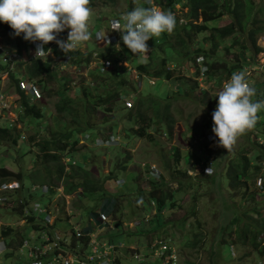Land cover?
<instances>
[{
	"label": "trees",
	"instance_id": "1",
	"mask_svg": "<svg viewBox=\"0 0 264 264\" xmlns=\"http://www.w3.org/2000/svg\"><path fill=\"white\" fill-rule=\"evenodd\" d=\"M103 0H101L102 2ZM128 7L124 11H117L115 6L119 8L120 0H105L104 4L108 6V9L115 12L112 17H119L123 13L131 11L137 6L150 7L147 0H126ZM99 0H90V7L97 5ZM142 3V5H140ZM154 3L160 5L164 11H171L172 13L176 9L178 4L182 7L187 8L186 16L189 18L188 22L180 23V17L176 14L177 24L171 35L164 33L160 37H155L148 41L150 51L148 54L140 59H135L138 62L136 69L140 76L139 81L142 77L147 78L150 82L151 79H155L154 85L157 84L158 80H171L174 79L181 83L178 87V94H185L193 96L196 93L197 85H190L186 82L187 77L185 75L176 74L175 70L177 60H181L186 56L188 58L187 63L190 66L196 67L195 76L200 73L201 68L195 63L196 58L199 55H203V63L208 66L205 72L210 79L218 78L221 80H228L231 78L234 71L238 68L243 67V63L246 62L253 65V62H248V58H253L254 54H258L263 51V47L258 45L259 37L264 33V5L258 6L255 0H154ZM121 6V5H120ZM105 13H102L99 18V23L96 24L94 30H97L102 25ZM224 16L230 18V22L222 26L211 27L210 22H216ZM217 24V23H216ZM0 26L6 30L11 28L0 22ZM106 30H109L107 28ZM63 33L68 34L65 30ZM95 32H92V34ZM199 36V37H198ZM18 40L21 42H16L19 50H22L23 45L29 44L30 41L23 39V36H19ZM230 47L237 49L239 56V61L228 62L221 57H218L217 53L222 47V44L229 49L226 42ZM99 47L100 49L99 58L106 59L110 58L113 62L114 68L111 70L101 68L96 66L95 69L88 70L87 79L80 84V91L72 89L70 84V76L68 71L62 70L61 65L54 61L53 58L46 62L43 60H30L15 61L13 65H4L0 63V73L8 72L11 78V85L15 86L16 92L19 95L18 101H20L23 106L22 111L18 110L19 116L15 121L7 120L3 123L0 122V146L6 147L7 152L13 153L18 150V145L23 140L22 137L24 132L27 133L26 140L29 144L33 143L38 147L37 152H21L22 157L26 160L24 171L20 170L14 172L13 170L7 168L3 165L9 158L5 155H0V184L3 182L11 180H19L22 184V188L15 190L11 194L16 196V204L14 207H8L7 210L12 212L16 218H20L24 215V211L21 209L23 207H29L30 199L25 194L29 191L34 184H47L50 186V194L53 195L57 192V188L61 185L64 187V192L66 194H73L79 188L82 191L79 192L81 197L87 192H102L101 194V205L102 210L107 214L112 216H117V208H122V200L119 195H115L107 191L105 184L106 180L114 179L118 177L114 173L102 180L92 179L88 175L86 169L87 165L83 163L70 164L71 167L68 171V175L65 176L66 165L62 161L63 156L79 155L80 147H78L79 138L75 134H85L87 131H93V137L97 139L108 140L110 135L105 133L101 134L98 125L102 123L97 122L100 116L103 115L104 111H113L116 106L115 99H122V96H129L134 94V103L132 107H125L127 113L125 116L131 122V128L133 130V135L139 136L141 138L147 137L149 140L153 139L152 129L164 128V133L171 138L174 135L176 118L173 115L172 107L173 103L169 97V92L166 90L158 93L150 90H140L137 91L136 86H141L137 81L128 79V69L126 67L119 65L118 63L122 58L129 56V52L122 50L118 56L116 52L118 51L115 45L109 44L104 45L102 42ZM52 42L46 45V49L50 48ZM170 49L171 54H167L168 49ZM53 54L56 57L65 55L59 46H55L53 49ZM73 59V66L76 69L81 68L85 70L88 68L89 62L92 60V51L78 49L69 53ZM251 55V56H248ZM241 56V57H240ZM172 63L173 67L169 66ZM178 66V64H177ZM18 69V70H16ZM21 77L30 79L39 84L43 91L47 90L45 93L47 95H52L57 97V101L54 104L55 107V123L50 124L43 122L42 117V107L38 102L31 104L28 100V95L25 91L21 90L18 83V74ZM17 77V78H16ZM60 77V79H59ZM92 77V78H90ZM92 79L94 80L93 82ZM56 82L57 87L51 89V83ZM152 84V82H150ZM185 85V88L183 87ZM252 88L255 90V95L251 98L254 102L264 100V81L252 84ZM205 99L209 96L207 89H199ZM200 97V96H199ZM218 103V97L215 100L210 99L207 104L210 107L208 114L209 116L204 122L203 132L213 125L212 114ZM108 104V109L105 106ZM260 113V112H259ZM258 113V114H259ZM36 118H40L37 119ZM105 118V117H104ZM43 119V120H42ZM135 120V124H133ZM23 123V126L19 124ZM57 126H54V125ZM264 124V120L256 123L253 129L260 128ZM58 127V129H57ZM106 129V127H105ZM107 130L111 131L113 135L115 131L114 125H110ZM262 134V133H261ZM249 135L247 132L245 137ZM264 137V135H263ZM245 139V138H244ZM24 141V140H23ZM254 145L244 144L242 149L237 150L235 153L232 150L230 153L232 157L226 160L225 158H219L212 161V152L210 149L207 151L208 157L203 161L206 165L211 163L213 167V174L205 175V180L210 178L212 183L218 186V191L220 192L223 184L228 188V190L234 194V197L238 199L239 205H242V197L254 202V206L239 210V213L233 214L232 218L229 219V223H232L236 229L231 228V232L237 234L233 242L237 244L238 242L242 245H252V247L258 251V255L264 260V214L260 210V203L255 199V195L259 192L257 186L255 187L256 179L259 177L264 189V172L261 171L264 168V140L262 141H252ZM227 150H223L222 153L225 157ZM31 153H35L31 156ZM16 154V153H15ZM64 154V155H63ZM11 155L14 154H10ZM173 157L174 161H180L181 152L177 146L173 147ZM14 159L13 157H11ZM28 158V159H27ZM73 158V157H72ZM74 159V158H73ZM15 160V159H14ZM12 160L13 163H16ZM126 160H130L127 157ZM121 160L120 165L121 170L125 171L127 169V161ZM225 161V164L220 167V163ZM201 161H198V163ZM170 170V181L177 183L178 187L175 189L169 185V181H166L164 177L160 176V180L153 181L149 189L138 188L139 194L137 193L136 202L138 206H143L146 210V204L150 205V209L155 207V214L149 215L150 219H145L143 223L139 225L141 228L138 233L146 228V221L152 226L148 232H152L154 239L157 238L160 230L168 226L169 221L164 217V211L170 210L177 206V191H186L193 187H200V183L196 181L198 177L201 183L204 182V174H197L196 176L189 174L188 169H180L173 167L171 164H166ZM30 171L28 172V178L31 182V186L28 187L25 182L26 167ZM193 167V165L189 166ZM119 179V178H118ZM222 184V185H221ZM221 185V186H220ZM164 186L166 188H164ZM218 193V191L215 189ZM239 194V195H238ZM233 197V196H232ZM154 202V203H153ZM49 205V204H48ZM0 209L3 208L0 206ZM142 210V211H144ZM195 212V210H193ZM93 217L101 220L99 213L94 208ZM257 214V216H255ZM1 219L4 217L0 216ZM11 218V217H10ZM9 218V219H10ZM28 221L31 223L32 230L28 232H33L35 230L39 231L40 225L35 223V215L27 216ZM7 220V219H4ZM101 222V221H98ZM184 226V221H181L180 228ZM28 229V228H27ZM91 231V227L84 228V235L80 238L87 243L89 237L85 234ZM166 231V230H165ZM145 232V231H144ZM157 232V233H156ZM137 233V232H136ZM147 233V231H146ZM27 233H20L15 231L10 224H3L0 228V237H2L6 242H8L9 247L17 248L25 239ZM174 237V234H171ZM171 236H167L165 239H156L158 243L156 245L171 243L170 245L175 247L172 243ZM76 240V236L73 237V244ZM203 240L202 232L196 233L194 238L189 240L185 245L199 250L201 247V242ZM151 243V241H149ZM222 243L224 246L230 247L231 241L223 238ZM223 247V246H222ZM120 248V247H119ZM157 248V246H156ZM151 251L152 256L157 257L160 264H164V258L171 252L172 247L167 249L166 253L161 255H154V249L148 245L146 248ZM220 250H218V254ZM12 253L8 255H12ZM146 260L143 258L142 262ZM25 262L24 258H21L19 262ZM116 264H122V258L116 255ZM141 262V263H142ZM159 264V263H158Z\"/></svg>",
	"mask_w": 264,
	"mask_h": 264
},
{
	"label": "rangeland",
	"instance_id": "2",
	"mask_svg": "<svg viewBox=\"0 0 264 264\" xmlns=\"http://www.w3.org/2000/svg\"><path fill=\"white\" fill-rule=\"evenodd\" d=\"M104 1L105 0L101 2V0H99L98 4L94 7L89 6L92 9V16L89 21V31L91 33V38L83 45V49L87 48L97 51L98 47H95L97 44V39L94 37V33L92 34V32H95L94 28L96 24H100V15L105 13L103 15L104 20L101 23L102 29L107 28V24L109 22L108 19L112 17V15H116L114 14L115 12H113V10L108 9V6L104 4ZM256 2L258 6L264 5V0H255V3ZM127 7V1L120 0L119 8L115 6V8L112 7V9H115L119 12L120 10H126ZM181 9H183L184 12L187 11V8H181L178 6L176 12L179 15H182ZM229 22L230 18L224 16L220 20L212 22L213 25L210 26H222ZM12 33V29L6 30L0 26V49L2 47V50L12 47L10 43H14L16 39ZM101 41L104 40L102 39ZM229 42L230 40H227L226 44ZM115 44L117 45V42ZM259 44L264 47V36L261 38V40L259 39ZM123 46L124 44L121 42L120 48H117L118 51L116 52L115 56H118L120 51L125 50ZM227 46L229 45L227 44ZM167 49V54H171L170 49ZM125 51H129V56L124 57V60L120 61L118 64L125 67V62H128V68L126 67V69L129 71L128 79L130 78L131 80L138 82V71L136 69L138 62L134 60L140 59L141 61L142 58L148 53L141 58L134 56L127 47ZM93 55L95 56L96 54L93 53ZM217 55L218 57H221V59L230 63L239 61L237 49L230 46L228 49L225 44H222V47L218 51ZM50 57L51 56H48V60ZM187 60L188 58L186 56H184V58L181 60H177L178 66L177 64L175 65L177 68L175 72L179 75H185L187 77L186 82L190 83L191 86L195 84L197 85L195 92V95L197 96H193L192 94H178V86L181 85V83L174 79L164 81L158 80L157 84L154 85L153 83L151 84L148 82L149 80L147 81V78L142 77V79L138 82V84L141 83V86H136L137 91H139L140 88V90L143 91L150 90L158 93L165 91L167 87L169 92L168 99H170L173 103L172 112L176 118L175 131L171 138L166 134H163L164 128H159L157 130L152 129L151 132L153 133L154 138L151 140H149L147 137L141 138L139 136L133 135V130L130 127L131 122L127 116H125L127 113L124 103L125 99H115L116 106L114 107L113 111L103 110V115L97 120V122L102 121V123L98 125L99 131L101 130L99 137H101V134L103 133L111 135V131L109 132L107 128L110 125H114V138L110 139V141H107V146H105L100 145L104 142L98 141L97 137L95 140H93V131L89 130L85 134H75L76 137L79 138V155L66 154L68 156H65L63 154L64 156L62 161L66 165L65 176L68 175L67 173L71 167L70 164H73L72 162L69 164L68 161H71L73 157L75 164L80 162L87 165L86 169L88 171V175L92 177V179L102 181L106 179L110 173H114L116 177L119 178L116 180H106L105 187L108 192L120 196L123 207L117 208V216H108V221L110 222L104 224V232L102 233L106 234L107 238L115 243V253L116 255L122 257V264H160L158 258L152 256L151 251L146 248L148 245H150V247L154 249V255H157V252L161 254V252L156 248V244L158 243L159 239H165L167 236H171V234H174V237L171 236L170 238L173 241L172 243L175 245V247H172L176 249L177 252V264H264V260L260 255H258V251L255 250L252 245H242L239 242L234 244L235 242L233 241L237 234L235 232H231L229 235L231 228L236 229V226L234 227L232 223H229V219L232 218V215L239 213V210H242L244 207L248 208L254 206V202L245 199L246 197L243 196L242 205L238 206V203L241 202H239L238 199L234 197V194L231 193L226 186H224L226 182L223 184V187L219 192L218 186L213 184L210 178L205 180V175H211L213 174L212 172L210 174H207L206 172H198L201 170L199 168V163H197L198 160L203 161L204 157H208L205 148L215 149L214 147H217V144H207L209 148L206 147V133H202L204 122L209 116H211L208 114L210 107L208 106L207 102L210 99H216L217 94L222 90L226 81H219L218 78L210 79L205 74H199L198 76H195L196 67L188 65ZM248 60V62L254 63L253 66H247L248 64H245V70L247 67L250 68V70L245 73V76L248 77L247 82L252 87V84L264 81V53H259L258 55L254 54L253 58L250 57ZM0 61H2L1 58ZM99 62L100 61L98 60H93L90 64V67L95 69ZM255 62H257L258 65H255ZM195 63L198 65L199 62L197 59L195 60ZM169 66L173 67L172 63H169ZM65 71L70 73V84L73 87L83 83L85 79L89 80L85 76L86 72L79 74L71 72L74 71L72 69ZM5 77L6 74L3 75L4 80L0 79V85L6 84L5 86H7V83H10L8 85V89H10V91L7 98V103L8 105L11 104V118L7 115L2 116V119L0 120L1 123L7 121V119H15L18 116V113L13 111L16 103L14 101L16 97L14 93L15 88L13 85H11V78L9 77L5 79ZM17 77L21 78L19 74ZM152 80L155 81L156 78ZM93 81L94 80L92 79L91 82ZM50 85L51 89L58 88L56 82H52ZM183 87L185 88L184 84ZM200 88L207 89L209 92V96L203 100L201 99L203 95L199 91ZM48 89L50 88L48 87L47 90ZM47 90L43 91V105L46 111H48L47 123L54 124V104L57 100V97L47 95L45 93ZM127 100L134 101V94H130ZM108 107L109 106L107 104L105 109H108ZM215 109L216 107L211 108L210 110ZM37 119L40 118H36V120ZM262 120H264V109L260 110L257 121L260 122ZM135 123V120H133V124ZM21 124L24 127V124ZM54 126L57 125L55 124ZM248 133L249 135L243 138L242 136L239 137L236 144L233 146L232 150H234L235 153L237 150L246 147L244 144L254 145L252 141L264 140V124H262L260 128L248 131ZM175 146H177L181 152L182 158H179L180 161H174L176 158L173 157V147ZM18 150L26 153L31 151L37 152L38 147L34 144L30 146L27 140H22L18 145ZM223 150L224 149H218L215 150V152H212L211 163H214L215 160H218L219 158H225L226 160H229L230 157H232V154H234V152L230 153L232 151L231 150L230 152H226V156L224 157V153H222ZM19 151L9 153L10 151L8 150L7 152L6 147L0 146V155H5L6 158H9V160L3 165L14 172H18L20 170L24 171L25 168L24 161L26 160L22 157ZM10 154H14L11 155V157H13L15 160L10 157ZM31 154V156H33L35 153ZM127 157H130V160H126ZM12 160H14L16 163H13ZM121 160L127 161V169L125 171L121 170ZM166 164H171L173 167L180 169L189 168V174H193L194 176H196L197 173L204 174V182L201 183L200 179L196 177V181L200 183L199 188L193 187L186 191L176 192L177 206L170 210L164 211V217L169 221V224L167 227L160 230L156 238L158 240H156L154 239L155 237L153 238L152 232H148L152 226L147 221L145 226L146 228H143L142 231L138 233L139 229L141 228L139 224L143 223L146 218L150 219L149 215L153 213L155 214V207L150 209V205L146 204V210H144L143 206H138L136 199L137 193L139 194L138 188L149 189L153 181L160 180V176L164 177L166 181H169V185L171 187L175 189L178 187L177 183L170 181V170ZM194 164H196V166ZM224 164L225 161L220 163L221 169ZM191 165H193V167H189ZM29 171L30 169H28L27 166L25 171V182L28 187L31 186V182L28 178ZM261 171L264 172V168H262ZM262 184L263 183L259 182L258 177L255 182V187L257 186L259 192L255 195V199L260 203V210L264 214V189L261 187ZM164 188L166 187L164 186ZM215 189L219 194H217ZM11 193L12 192L9 193V196ZM101 193L102 192L100 191L91 193L87 192L83 197H81L79 192L71 195L56 194L51 199L50 195L44 193L42 189H38L35 191L32 190L29 199L30 204L32 206L38 207L39 209H42L44 206H47L50 203L49 208H51L53 211L57 210V213L59 212L61 219L65 218L57 222V229L61 230L64 234L67 232L69 235H71V228L74 226L82 229L88 225L91 227L92 225H94V227L97 225V221L92 218L91 212L98 206V210L101 211ZM25 194H29V191H26ZM13 197L12 199H14ZM13 205V200H11L10 203L5 204L4 206L7 207ZM63 209L66 212H64ZM193 210H195V212H193ZM36 212L39 213V211ZM41 215L45 216V213H41ZM0 216L4 217V219H9L10 217L13 218L9 219V221L0 220V228L2 227V224L6 223L10 224L17 232L24 233L26 231V227L22 226L23 223H26L24 218L18 219L15 215H12V213L8 212V210L3 211L1 209ZM255 216H257V214H255ZM181 221H184V226L182 227L183 229L180 228ZM27 228V231L32 230L31 226H27ZM98 228L100 227L98 226ZM200 232H202L203 240L198 251L185 245V243H187L190 239L192 240L194 238L196 233ZM29 234H32V232ZM34 234H37V230L34 231ZM223 238L232 242V244H229V248L228 246H224L222 243ZM149 241H151V243ZM170 244L171 243H167V245ZM161 248V250H163L162 246ZM0 249H5V246L2 244ZM218 250H220L219 254ZM17 255H19V253L16 252V254L10 258V260L16 261ZM21 255L23 257L26 256L24 252L21 253ZM132 255H135L138 258L135 256L133 258ZM143 258H146V260L144 259L142 262ZM0 259L3 260L7 258L5 255H1ZM8 262L9 261L5 260L2 263L8 264ZM163 263L167 264L166 258H164Z\"/></svg>",
	"mask_w": 264,
	"mask_h": 264
},
{
	"label": "clouds",
	"instance_id": "3",
	"mask_svg": "<svg viewBox=\"0 0 264 264\" xmlns=\"http://www.w3.org/2000/svg\"><path fill=\"white\" fill-rule=\"evenodd\" d=\"M147 3L151 6L147 8L142 6H137L133 8L131 11L127 13H123L119 17H110L108 19L109 22L107 24V28H109V30H106L107 28L102 29L101 28L102 25L100 26L99 29L95 30L94 37L97 39V44L95 47H98V49L97 51H94L93 49H87V48L83 49V45L91 38V33L89 31V21L92 16V9L89 7L90 0H0V22L7 24L13 30L12 34L16 37L15 42L10 43L12 47L3 49L4 51L2 50L3 47L0 49V58L2 60L0 61V63L4 65L7 64L13 65L15 61L22 60L24 62H27L33 59L43 60L44 62H46V60L48 61V56H51L54 61L58 62L61 65L62 70L72 69L74 71L71 72H75L79 74L86 72L85 76L87 77L88 70L92 69L90 67V64L93 60L100 61L97 64V66H100L101 68H103L102 67L103 60H110V58H106V59L99 58V52H100L99 50L102 49L103 47H99L100 43L98 41L102 42L105 46L109 44H113L115 45L116 48H120V44L122 42V44H124L123 46L124 49H126L127 47L134 56H138L142 58L146 53L150 51L148 45L149 40L155 37H160L164 33H167L169 35L173 33L177 24V20L174 14L180 17L181 24L188 22L189 20V18H187L186 16L188 10L184 12L183 9H181L182 15H179L176 12L178 6L184 8L182 7L181 4H178L176 6V9L172 13L171 11H164L160 5L154 3V0H147ZM140 5H142V3ZM111 24L113 26H111ZM209 25H213V23L210 22ZM65 30L68 31V34L63 33ZM98 32H101L102 34H110L113 36V38L111 41L107 42L104 40V38H100L97 35ZM19 36H23L24 40L30 41L29 44L23 45L24 47L22 48V50H19V48L16 45V42L22 41V40L20 41L18 40ZM263 36L264 33L259 37V39L261 40ZM102 39L104 41H101ZM259 39H258V45H260ZM51 42L52 44L50 48L46 49L45 46ZM116 42L117 45L115 44ZM55 46H59V48L65 55H62L60 57L54 56V54L52 53L53 52L52 49ZM78 49L92 51V60L91 62H89L88 68H86L85 70H82L81 68L75 70L73 66V59L69 53ZM93 53H95L96 55L94 56ZM260 53H264V50L261 51ZM6 54L7 55L12 54V56L9 57L8 60H6L5 59ZM14 54L15 56H13ZM196 59L199 62L198 63L199 67L201 68L199 74H203V75L205 74L206 76H208L205 73L208 69V66L203 63L204 61L203 55H199ZM122 60H124V58H122ZM257 62H255V65H258ZM110 63H111L110 65V69H111L113 68L112 65L113 62L110 61ZM245 64L246 62L243 63L242 68H238L234 71L230 79L225 80L226 82L224 81L225 83L223 85L222 90L219 91V93L217 94L218 103L216 109L212 114L213 125L205 130L206 147H208L207 144L208 145L217 144V147H214L215 149H211L208 147L211 151L215 152V150L218 149H225L227 150V152H230L233 149V146L236 144L239 137L245 135L248 131H251L255 127L258 120V113L260 112L261 109H264V100L254 102L251 99L255 95V90L247 82L248 77L245 76V73H247L250 70V68L247 67V69L245 70ZM247 66H253V65L248 64ZM125 67L128 68V62H125ZM108 68L109 67H106L104 69H108ZM4 74H6L5 79L10 77L9 73L5 72L2 74L0 73V79L4 80L3 78ZM137 74L139 77L140 76L139 72H137ZM150 82L155 83L152 79L150 80ZM18 83L21 90L25 91V93L28 95V100L31 104L38 102L41 105L42 113H43L42 117L44 118V120L43 119L42 120L43 122H48L47 121L48 111H46L43 105L44 93L42 87L39 84H37V82H34L24 77L19 78ZM9 84L10 83L8 82L7 86H5L6 84L0 85V120L2 119V116L7 115L10 117L11 104L8 105L7 103V98L9 96V91H10V89H8ZM80 84H78L75 87L72 86L71 88L76 90V92H79ZM14 90H15L14 93L16 95L14 101L16 103L13 111L17 112L19 116L18 110L22 111L23 106L22 104H20L21 102L18 101L19 95L17 94L16 89ZM129 96L123 95L122 99L123 100L125 99L124 101L125 106L132 107L134 101L127 100ZM128 102H130V104ZM18 116L15 119H7V120L15 121L18 119ZM19 126H22V124H19ZM212 132H214L215 137H217L218 139L214 141L209 140V135ZM163 134L167 135V133H163ZM113 135H110V138L108 140L98 139V141L104 142L103 144L100 145L107 146L106 142L114 138ZM27 136H28L27 133L25 135L24 132L22 139L26 140ZM95 139L96 138L93 137V140ZM32 144L33 143L29 145L31 146ZM209 149L205 148V151H208ZM204 160L205 157L203 161ZM198 161H201L199 162V168L201 169L200 171H198L199 173L201 172H206L207 174H210L211 172L213 173V167L211 163L206 165L202 160H198ZM68 162L69 164L70 162H72L73 164L75 163L73 158L71 159V161ZM194 165L196 166V164ZM189 171L190 169H188V173ZM259 182H260V178H259ZM21 188H22V184L19 180H11L0 184V206L3 208V211L7 210L8 207L15 206L16 196L13 197V195L10 194V196L14 198L12 199V197L9 196V193L14 192L15 190ZM38 189H42L44 193L50 195L51 199L56 194L71 195V194H66L64 192L63 185L59 186L57 188V192L51 195L50 194L51 190L49 185L34 184L29 190V194H27V196L30 197L32 190L35 191ZM81 191L82 188H79L73 194H76L77 192H81ZM11 200H13L14 205L5 207L4 205L10 203ZM49 205L44 206L42 209H39L38 207L32 205L26 208L25 207L21 208L24 211L25 216H21L18 219L24 218L26 220V223H23L22 226L26 227L25 233H27V235L23 240V242L20 244V246L17 248L9 247L8 242H6L2 237H0L1 243L5 246V249H0V257L1 255L2 256L5 255V257L7 258L3 260L0 259V264H5L2 263L5 260L9 261L8 264H35V263L48 264V260L45 257L43 256L34 257L33 255H30L29 247L25 245L26 240H30L31 241L30 243L32 244L36 243L39 240L40 236L42 235L43 231H49L50 233H58L62 237L66 249L73 248L72 250H79V249H82L83 251L88 250L90 242L94 236L100 240L108 241L110 243L115 244L114 242L110 241L107 238L106 234L102 233L104 232L103 231L104 224L110 222L108 221V216H111L110 214H107L104 210H102V205H101V211L98 210L99 206L95 208L96 211L99 213V217L101 218V220L96 217H93V213L91 212V216L94 220L97 221V225H95L96 228L94 227V225H92V227L90 226L91 231L85 234V236L89 237L87 243H84V241L80 238L82 235H84L83 233L85 227L82 229H79L75 226L72 227L71 235H69L67 232H65L64 234L62 233L61 230H58L57 222L65 218L61 219L59 212L57 213V210L53 211L51 208H49ZM36 211H39V213H37ZM8 212L12 213L10 210H8ZM64 212L66 211L64 210ZM41 213H45V216H42ZM29 215L32 216L35 215V219H36L35 223L40 225V228H37L39 231H37L36 235L34 234V231L32 232V234H29V232L27 231V226H31V223L28 221L27 218V216ZM10 219L13 218L11 217ZM0 220L6 221L1 218ZM7 220L9 221V219ZM98 226L100 228H98ZM78 231H80L81 233L80 235L78 234ZM74 236H76V240L73 244ZM1 243H0V247L2 246ZM12 252H13L12 255H8ZM16 252L19 253V255H17V260L16 261L10 260V258L14 256ZM23 252L26 255L25 257L21 255V253ZM134 256L135 255H132L133 258ZM21 258H24L25 262H21V261L19 262ZM115 258H116V254H115Z\"/></svg>",
	"mask_w": 264,
	"mask_h": 264
},
{
	"label": "built area",
	"instance_id": "4",
	"mask_svg": "<svg viewBox=\"0 0 264 264\" xmlns=\"http://www.w3.org/2000/svg\"><path fill=\"white\" fill-rule=\"evenodd\" d=\"M111 26L113 25L111 24ZM97 35L100 38H104L107 42L111 41L113 38L112 35L102 34L101 32H98ZM11 56L12 54H6L5 59L8 60ZM13 56H15V54ZM102 64L103 68L110 67L111 65L110 60H103ZM128 103L130 104V102ZM216 139L218 138L215 137L214 132H212L209 135V140L214 141ZM78 234H81L80 231H78ZM30 242V240L25 241V245L29 247L30 255L34 257L43 256L48 260V264H116L114 262L116 245L108 241L100 240L95 236L90 242L89 249L85 251L82 249H66L62 237L58 233H50L49 231H43L36 243L32 244ZM161 246L163 250H161ZM170 247L172 246L167 244L158 245L157 249L161 254L157 252V255L163 256ZM165 258L167 264H177L178 256L176 249L172 247L169 256L167 255Z\"/></svg>",
	"mask_w": 264,
	"mask_h": 264
}]
</instances>
